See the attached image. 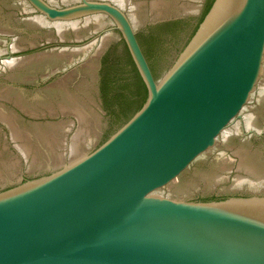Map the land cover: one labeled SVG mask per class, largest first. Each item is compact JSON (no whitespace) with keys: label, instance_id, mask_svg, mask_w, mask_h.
Masks as SVG:
<instances>
[{"label":"water","instance_id":"1","mask_svg":"<svg viewBox=\"0 0 264 264\" xmlns=\"http://www.w3.org/2000/svg\"><path fill=\"white\" fill-rule=\"evenodd\" d=\"M189 72L264 93V0H8Z\"/></svg>","mask_w":264,"mask_h":264}]
</instances>
